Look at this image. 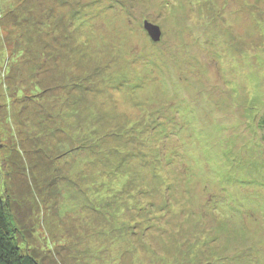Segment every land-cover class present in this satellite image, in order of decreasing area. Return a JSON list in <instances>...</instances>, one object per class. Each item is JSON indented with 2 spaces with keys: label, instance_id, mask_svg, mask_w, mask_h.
<instances>
[{
  "label": "rangeland",
  "instance_id": "374dc122",
  "mask_svg": "<svg viewBox=\"0 0 264 264\" xmlns=\"http://www.w3.org/2000/svg\"><path fill=\"white\" fill-rule=\"evenodd\" d=\"M263 114L264 0H0V165L42 264H264Z\"/></svg>",
  "mask_w": 264,
  "mask_h": 264
},
{
  "label": "trees",
  "instance_id": "16d2710c",
  "mask_svg": "<svg viewBox=\"0 0 264 264\" xmlns=\"http://www.w3.org/2000/svg\"><path fill=\"white\" fill-rule=\"evenodd\" d=\"M10 52L12 57L10 60L14 64L16 62V57L22 55L20 53H23L22 50L18 51L14 47ZM6 66L7 62L4 64L5 70ZM37 82L38 81L34 83L30 92L26 93L27 98L34 97V99H39L37 94L41 92V87H39L40 85ZM80 84L81 83L78 81L76 85L80 86ZM17 89L24 91L26 88ZM86 138L87 135L80 134L75 146L77 150L80 152L86 150H90L91 152L98 150L97 152H101V149H99L100 141L98 138H95L96 140L90 144H87ZM65 153L62 152L58 154V156ZM53 160L54 157L50 158L49 161L53 163ZM3 174H6V171L4 170L3 165H0V264H42L40 262V257L35 255L31 246L26 242L27 240L19 233L20 230L17 224L14 223L13 212H11L12 200H10V198L8 199L10 196L5 189L7 184ZM95 209L97 210V208Z\"/></svg>",
  "mask_w": 264,
  "mask_h": 264
},
{
  "label": "water",
  "instance_id": "95a60500",
  "mask_svg": "<svg viewBox=\"0 0 264 264\" xmlns=\"http://www.w3.org/2000/svg\"><path fill=\"white\" fill-rule=\"evenodd\" d=\"M144 27L147 29L149 35L153 40H157L160 34L159 27L157 25L145 22Z\"/></svg>",
  "mask_w": 264,
  "mask_h": 264
}]
</instances>
